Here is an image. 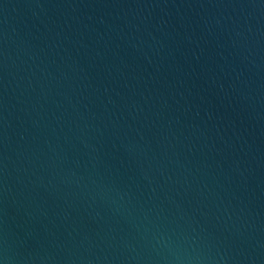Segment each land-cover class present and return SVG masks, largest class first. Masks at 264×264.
I'll list each match as a JSON object with an SVG mask.
<instances>
[{
	"label": "water",
	"instance_id": "water-1",
	"mask_svg": "<svg viewBox=\"0 0 264 264\" xmlns=\"http://www.w3.org/2000/svg\"><path fill=\"white\" fill-rule=\"evenodd\" d=\"M0 260L264 264V0H0Z\"/></svg>",
	"mask_w": 264,
	"mask_h": 264
},
{
	"label": "clouds",
	"instance_id": "clouds-1",
	"mask_svg": "<svg viewBox=\"0 0 264 264\" xmlns=\"http://www.w3.org/2000/svg\"><path fill=\"white\" fill-rule=\"evenodd\" d=\"M0 264H5V262L3 260H0Z\"/></svg>",
	"mask_w": 264,
	"mask_h": 264
}]
</instances>
